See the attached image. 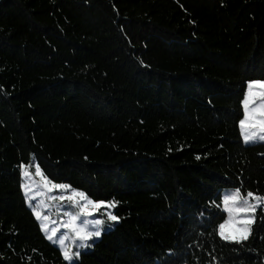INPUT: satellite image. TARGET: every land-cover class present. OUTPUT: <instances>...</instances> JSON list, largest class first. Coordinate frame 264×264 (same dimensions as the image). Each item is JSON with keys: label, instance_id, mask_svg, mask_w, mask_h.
Here are the masks:
<instances>
[{"label": "trees", "instance_id": "obj_1", "mask_svg": "<svg viewBox=\"0 0 264 264\" xmlns=\"http://www.w3.org/2000/svg\"><path fill=\"white\" fill-rule=\"evenodd\" d=\"M249 80L264 0H0V264H68L21 165L118 202L74 264H264V203L246 240L218 234L225 190L264 197Z\"/></svg>", "mask_w": 264, "mask_h": 264}, {"label": "snow or ice", "instance_id": "obj_2", "mask_svg": "<svg viewBox=\"0 0 264 264\" xmlns=\"http://www.w3.org/2000/svg\"><path fill=\"white\" fill-rule=\"evenodd\" d=\"M256 96L260 98V104L258 107L250 105L253 104ZM244 116L239 121V127L243 135L245 142L256 139L264 140V81L261 80H249L247 82V94L243 101ZM87 159V158H86ZM199 159V156H197ZM35 175L39 176L40 182H34L32 175L30 174L28 167L21 165V176L23 177V183L21 185L29 206H32V201L37 197L40 198L39 205L33 207V214L36 220L40 223L41 230L45 233L46 238L53 243L58 244L63 259L68 264H74V257H79L80 248L89 247L87 243L93 237H100L103 231L104 220L85 219L82 226H78V214L68 213V220L64 223V227L69 230V234L60 236L58 239H54L57 234L56 228H49V217L42 215L41 207L46 206L49 199H65V193L71 192L66 198L68 201L80 209L86 217L92 215L97 210L103 208L107 219L109 221L116 222L119 220L118 215L115 214L117 207L116 201L99 200L94 201L90 199L83 191L72 190L71 185L67 183H55L51 179L47 178L44 172H42L39 165L35 167ZM53 190H59L61 195L49 197V193ZM223 211L228 213V219L219 225V236L224 240H230L232 237L225 235V228L229 225H236L237 231L241 233L237 239V243L241 240H246L250 234V227L255 220V212L257 206L264 203V197L255 195L253 192H247L246 196H242L240 189L237 188L232 194H225L223 196ZM71 240V243L66 241ZM79 241V244L76 241ZM76 247V251H72V248Z\"/></svg>", "mask_w": 264, "mask_h": 264}, {"label": "rangeland", "instance_id": "obj_3", "mask_svg": "<svg viewBox=\"0 0 264 264\" xmlns=\"http://www.w3.org/2000/svg\"><path fill=\"white\" fill-rule=\"evenodd\" d=\"M259 104H260V98H259V96H256L253 104L250 105V108H252L253 106L258 107ZM210 128L212 129L210 134H212L214 136H217V134L219 132V129L213 128V127H210ZM237 129H238L239 139L241 140L243 146L251 147V146H256L259 143H264V140H260L258 137L256 139L249 140L248 142H245V140L243 139V135L241 133L240 127H238ZM27 167H28V170H29L30 174L32 175V178H33L34 182L39 183L41 178L39 176L35 175V169L33 170L30 166H27ZM233 192H234L233 189L225 190L223 192V196L225 194H229L230 195ZM70 194H71L70 191L65 193L64 194L65 195V199H49L47 205L40 208V210L42 212V215H47L49 217V228L50 229L51 228H56L57 229V234H56V237H54V239H58L60 236L65 235V234L71 235L69 233V230L66 227H64V223L69 218V216H68L69 212L74 214V215L79 213L78 220H77L78 226H82L84 221H85V219H87L89 221L94 220V219H102V220H104L103 216L106 215L105 214V210L103 208H101V209L97 210L95 213H93L92 215L86 217L83 213L80 212L79 208L75 207L72 204V202L67 200L66 196L70 195ZM59 195H61L59 190H53L52 192L49 193V197L59 196ZM39 200H40L39 197H37L35 200H33L32 201V206H29V203H28V206H29V208L32 211H33V207H36V206L39 205ZM222 209H223V203H222ZM226 214H227V219H228V213H226ZM104 225H105V223L102 226L103 227V231L105 230ZM250 229H251V227H250ZM103 231H102V233H103ZM225 235H227L229 237H232V239H230V240H237L239 238V236L241 235V233H239L237 231V226L236 225H229V226H227L225 228ZM100 237H93L87 243L89 244V243H91V242H93L95 240H98ZM50 242L53 245H55L56 247L59 248L58 244L53 243L52 241H50ZM66 243H71V240L66 241ZM76 243L79 244V241L77 240ZM85 248H80L79 252L82 253L85 250ZM76 250H77L76 247L72 248V251H76ZM75 258L76 257H74V261H75Z\"/></svg>", "mask_w": 264, "mask_h": 264}]
</instances>
